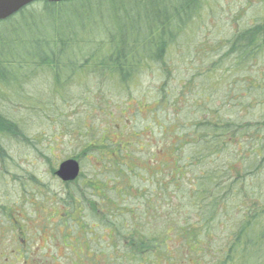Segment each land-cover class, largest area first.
Masks as SVG:
<instances>
[{"label":"trees","instance_id":"1","mask_svg":"<svg viewBox=\"0 0 264 264\" xmlns=\"http://www.w3.org/2000/svg\"><path fill=\"white\" fill-rule=\"evenodd\" d=\"M95 1L114 6L112 23L121 32L118 35L116 30L108 35L106 45L105 40L97 42L100 37L95 35L90 42L86 41L75 26L80 23L78 16L90 17L88 21L92 22L91 17L102 10L90 12L88 4ZM208 1H37L0 21V98L2 93L15 94L24 98V105L28 104L26 85L36 79L39 71L51 76L60 93L79 82L88 89L96 82L100 90L114 85L119 93H130L149 67L155 68L158 77L165 78L161 88L157 87L152 110L153 116L157 119L162 115L163 121L157 119L154 132L156 138L166 140L173 158L163 162L165 169L161 173L152 175L156 184L153 198L149 199L143 188L132 185L133 178L140 177L139 172L144 169L136 163L139 158L134 154V146L147 127L140 131L136 124L127 126L129 137L123 141L122 159L113 155L120 152L107 142V160L116 167L113 176L122 177V198L138 193L136 198L146 199L128 204L126 209L122 207V225L116 224L113 229V222H106L104 226L110 230L112 241L118 243L105 246L112 253L110 259L101 256L105 251L102 248L94 250L90 258L96 262L190 264L193 259L196 264H264V14L254 15L232 30L222 49L212 50L210 57L201 58L198 54L197 58L193 53L189 60L192 74L186 82L179 81L175 86L170 81V55L176 53L175 47L181 45L186 31L198 25ZM257 4L264 7L261 2ZM65 16L78 20L62 22ZM99 21L103 22V18ZM129 21L133 23L130 26ZM99 26H95L97 31ZM92 43L94 48L86 49ZM187 49L190 53L191 49ZM197 79L201 81L194 83ZM88 80L95 81L86 85ZM212 80L224 86L228 97L224 92L222 98L213 94L214 85L209 83ZM127 96L133 98L131 93ZM218 100L221 104L215 110L213 102ZM29 130L22 119L0 109V188L9 176L20 179L18 174L11 173L14 155L7 144H24L29 140ZM96 143L97 139L94 144L90 139L89 149L97 150ZM74 183L66 182L68 186ZM84 188L98 190L93 182ZM74 193L67 192L62 199V205L67 207L64 215L84 210L85 203L76 199ZM158 195L163 200L167 198L163 204L168 206L160 215L155 198ZM138 205L144 206L139 212ZM179 209L187 210L184 221L174 218ZM0 210V222L4 217L10 221L13 208L0 204ZM162 215L163 220L159 219ZM151 217L169 227L166 235L149 230ZM82 218L87 226L89 221ZM11 226L12 235L21 229L13 223ZM71 228L77 235L86 231ZM170 233L172 236H167ZM173 234L180 242L170 250L167 241L172 240ZM115 244L117 248L113 247Z\"/></svg>","mask_w":264,"mask_h":264},{"label":"rangeland","instance_id":"2","mask_svg":"<svg viewBox=\"0 0 264 264\" xmlns=\"http://www.w3.org/2000/svg\"><path fill=\"white\" fill-rule=\"evenodd\" d=\"M257 2L264 4V0H209L198 25L186 31L181 45L175 47L176 53L170 55L167 63L168 67L173 69L170 81H173L175 86H178L179 81L186 82L192 74L189 60L193 53H196L197 58L198 54L201 58L210 57L212 50L222 49L232 30L239 28L241 23L248 21V18L251 20L255 17L254 15L262 16L264 7H259ZM88 5L91 7L90 12L100 8L102 10L97 13L98 16L91 17L92 22L88 21L90 17L78 16L80 23L75 26L83 39L89 41L95 35L96 38L100 37L97 42L105 40L106 45L109 43L108 35L114 34L116 30V33L121 35L112 23V21L115 22L113 5L99 1ZM210 7L214 11H211ZM100 18H103V22L99 21ZM73 19L77 18L65 16L62 22ZM132 24L131 21L128 22L129 26ZM95 26H99L98 31ZM94 45L92 43L86 49L91 50ZM187 47L191 49L190 53ZM197 61L200 63V59ZM37 74L39 75L35 76L36 79L33 78L34 80L26 85L28 86L26 100L29 106L27 102L25 105L22 103L24 98H17L15 94L11 96L2 93L0 98V109L17 119H22L26 129L30 127L27 142L21 144L12 141L7 144L8 151L14 155L10 166L11 173L18 174L20 179L14 180L9 176L0 188V204L13 208L11 220L4 217L0 222V234H2L0 235V264H112L102 260L96 262L90 258L94 250L98 248L105 250L106 245L118 243V240L112 241L113 236L110 230L106 229V222L112 221L110 227L113 229L116 224L122 225V207L126 209L128 204L143 202L146 198H136L138 193L134 196L137 200L127 195L122 198V177L113 176L116 167L107 160L110 158L109 154L107 155V142L113 144L120 152L113 155L122 159V145L125 143L123 141L129 137L127 126L136 124L140 131L147 127L134 146V154L139 158L136 163L144 169L139 172L140 177L133 178L132 185L143 188V194L149 199L153 198L152 189L156 182L152 175L154 172L165 169L163 162L173 158V152L168 149L166 140L163 141L161 137L156 138L154 132L157 119L159 118V122L163 121L162 115L156 119L152 110L156 105L157 87L161 88L165 78L158 77L155 68L149 67L136 80L137 84L135 83V87L130 91L133 98L128 99L127 95H130L128 91L125 94L119 93L114 85L108 90L106 86L105 89L100 90L95 80H88L85 83L89 85L94 82L89 89L79 82L64 88V93H60L47 72L39 71ZM75 79L78 81L79 78ZM200 81L197 79L194 83ZM34 83L39 84L34 87ZM209 83L214 85L213 94L220 98L223 92L226 94L224 86L219 82L212 80ZM193 89L196 90V86ZM226 96L228 97L227 94ZM140 98L145 102L140 103ZM213 103L214 109L221 104L220 100ZM90 139L92 144L97 139L98 143L95 147L97 150H102L104 154L89 149ZM71 157H79L81 172L74 180L75 183L68 186L66 182L56 177L54 172L62 161ZM31 175L34 177L33 180ZM88 182H93L98 190L91 191L84 188ZM75 191L76 199L79 198L85 203L84 210L64 215L67 207L62 205L64 203L62 199L67 192L75 194ZM155 198L158 200L156 205L158 215L163 214V210L168 209V206L163 204L167 198L163 200L159 195ZM137 207L139 212L144 206ZM166 213L164 215L167 216ZM179 213H174L176 215L174 218L184 221L187 218V210L179 209ZM129 215L126 214V216ZM164 215L159 219L164 218ZM82 216L89 221L87 226H84ZM11 221L14 226L21 228L17 229L18 233L15 235H12ZM149 222V230L163 231L165 235L169 230L165 223H157L152 217L149 218ZM71 227L86 231L77 235ZM170 235L171 233L167 234V236ZM98 237L103 241L97 240ZM178 242L180 239H175L173 234L172 240L167 241V247L172 250ZM113 247L118 246L116 247L115 244ZM95 256L99 257L98 254ZM101 256L110 259L112 253L107 248ZM17 257L21 259L20 262ZM82 260L83 263H81ZM174 264L177 263L174 262ZM190 264L196 263L191 259Z\"/></svg>","mask_w":264,"mask_h":264},{"label":"water","instance_id":"3","mask_svg":"<svg viewBox=\"0 0 264 264\" xmlns=\"http://www.w3.org/2000/svg\"><path fill=\"white\" fill-rule=\"evenodd\" d=\"M48 1L51 3H61L70 0H0V21L6 20L15 15L24 7L37 2ZM81 167L79 161L69 158L62 161L56 170V175L63 181H74L80 175Z\"/></svg>","mask_w":264,"mask_h":264}]
</instances>
